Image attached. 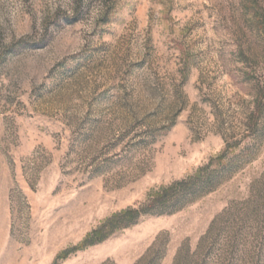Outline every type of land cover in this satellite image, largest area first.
Listing matches in <instances>:
<instances>
[{"label": "rangeland", "instance_id": "374dc122", "mask_svg": "<svg viewBox=\"0 0 264 264\" xmlns=\"http://www.w3.org/2000/svg\"><path fill=\"white\" fill-rule=\"evenodd\" d=\"M0 264H264V0H0Z\"/></svg>", "mask_w": 264, "mask_h": 264}, {"label": "trees", "instance_id": "16d2710c", "mask_svg": "<svg viewBox=\"0 0 264 264\" xmlns=\"http://www.w3.org/2000/svg\"><path fill=\"white\" fill-rule=\"evenodd\" d=\"M209 168H205L201 170L200 174L197 177H194L190 180H185L182 182H178L173 184L172 186L164 189L160 194H158L156 197L150 201L148 205H143L142 207L138 209H128L124 211L123 213L115 216L112 220H110L101 230H98L94 232L92 235L89 236V238L86 240V245H94L96 243H100L104 241L109 235H111L114 231L117 229H120L121 227L134 224L136 223L142 216L149 215L158 204H164L171 197H173L181 188L188 187L194 179L200 178L203 176L204 172H207Z\"/></svg>", "mask_w": 264, "mask_h": 264}]
</instances>
